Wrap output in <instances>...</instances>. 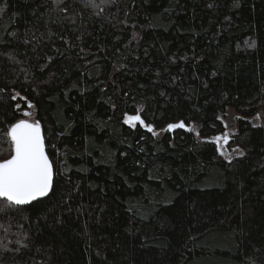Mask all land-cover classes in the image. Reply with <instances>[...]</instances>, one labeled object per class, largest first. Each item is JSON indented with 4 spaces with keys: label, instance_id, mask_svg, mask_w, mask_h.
I'll use <instances>...</instances> for the list:
<instances>
[{
    "label": "trees",
    "instance_id": "trees-1",
    "mask_svg": "<svg viewBox=\"0 0 264 264\" xmlns=\"http://www.w3.org/2000/svg\"><path fill=\"white\" fill-rule=\"evenodd\" d=\"M95 2L0 0V161L28 112L54 171L0 264H264V0Z\"/></svg>",
    "mask_w": 264,
    "mask_h": 264
},
{
    "label": "snow or ice",
    "instance_id": "snow-or-ice-1",
    "mask_svg": "<svg viewBox=\"0 0 264 264\" xmlns=\"http://www.w3.org/2000/svg\"><path fill=\"white\" fill-rule=\"evenodd\" d=\"M89 3L92 7H97L95 0H89ZM24 115L30 113L25 112ZM135 122L142 123L139 115L126 114L125 123L134 125ZM168 127L183 128L185 125L180 122ZM151 130L149 127V131ZM6 136L12 145V155L0 161V213L18 206L30 205L33 201L49 196L53 191L54 179L52 161L45 151L38 121L32 123L21 119L10 126Z\"/></svg>",
    "mask_w": 264,
    "mask_h": 264
},
{
    "label": "rangeland",
    "instance_id": "rangeland-1",
    "mask_svg": "<svg viewBox=\"0 0 264 264\" xmlns=\"http://www.w3.org/2000/svg\"><path fill=\"white\" fill-rule=\"evenodd\" d=\"M261 113H262V115H264V110H262ZM262 115H260V117H262ZM21 119L28 120L29 122H35V120L32 117H30V115H25ZM220 119H221V122L223 124L225 131L222 134L218 135V137L215 139V142H216V145L218 148L219 157L222 159H230V158L240 154V150L238 148L229 146L230 137L237 132L238 114L236 113V111L234 109L228 107ZM259 120H260V118H257L256 122ZM153 133L156 137H160L162 134V130H156V131H153ZM219 146H222V147H219ZM221 153H223V154H221ZM216 179H217V177H216ZM216 179H215V182H213L212 184H210L208 186L218 184V183H216L217 182ZM216 244L220 247H227L226 246L227 244L223 241V237H220L218 240L214 241V245H216ZM221 260H223V259H221ZM217 261L218 262H215V261L210 262L209 264H224L222 261H219V260H217Z\"/></svg>",
    "mask_w": 264,
    "mask_h": 264
},
{
    "label": "water",
    "instance_id": "water-1",
    "mask_svg": "<svg viewBox=\"0 0 264 264\" xmlns=\"http://www.w3.org/2000/svg\"><path fill=\"white\" fill-rule=\"evenodd\" d=\"M32 123H34V122H32ZM140 123H141V122H140ZM141 125L144 126V123L142 122ZM40 127H41V126H40ZM41 134H42V136H43L42 128H41ZM43 139H44V137H43ZM44 145H45V142H44ZM45 151H46V149H45ZM46 153H47V152H46ZM9 158H10V157H9ZM53 172H54V171H53ZM47 197H48V196H47ZM47 197L40 198V199H38L37 201L43 200V199H45V198H47ZM37 201H33L32 203L37 202ZM32 203H31V204H32ZM24 206H26V205H24Z\"/></svg>",
    "mask_w": 264,
    "mask_h": 264
}]
</instances>
